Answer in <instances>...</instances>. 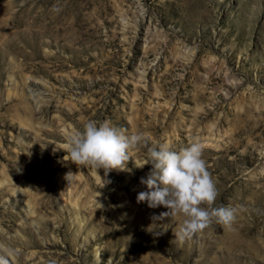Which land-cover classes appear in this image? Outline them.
Masks as SVG:
<instances>
[{
    "label": "rangeland",
    "instance_id": "rangeland-1",
    "mask_svg": "<svg viewBox=\"0 0 264 264\" xmlns=\"http://www.w3.org/2000/svg\"><path fill=\"white\" fill-rule=\"evenodd\" d=\"M2 9L8 264H264V0H0ZM30 81L44 85L38 107ZM89 120L176 150L202 143L212 206L236 209L231 228L214 220L181 243L182 214L153 219L167 209L137 202L151 165L134 159L146 146L106 185L103 169L72 162L66 136Z\"/></svg>",
    "mask_w": 264,
    "mask_h": 264
},
{
    "label": "clouds",
    "instance_id": "clouds-1",
    "mask_svg": "<svg viewBox=\"0 0 264 264\" xmlns=\"http://www.w3.org/2000/svg\"><path fill=\"white\" fill-rule=\"evenodd\" d=\"M150 139L147 133H129L108 120H89L81 130L66 136L65 150L77 165L103 169L106 185L110 183L107 179L109 171L126 170L129 160L134 159L133 152L146 146L147 154L142 161L134 159L138 168L151 165L147 177L140 181L148 191L138 193L137 202L147 201L149 208L163 206L167 209L153 219L182 214L185 219L174 233L181 243L201 234L214 220L231 228L236 209L212 206L219 192L203 158V144L192 141L176 150L166 141L150 143ZM0 264H8L6 256L0 255Z\"/></svg>",
    "mask_w": 264,
    "mask_h": 264
},
{
    "label": "bare ground",
    "instance_id": "bare-ground-1",
    "mask_svg": "<svg viewBox=\"0 0 264 264\" xmlns=\"http://www.w3.org/2000/svg\"><path fill=\"white\" fill-rule=\"evenodd\" d=\"M6 1L7 0H4V3H6ZM10 3H11V1H9ZM12 6V5H11ZM9 7V8H12V7ZM5 7V6H4ZM7 10V9H6ZM6 10H1L0 11V38H2V35H3V32H2V30H3V28H4V25H5V23H8V22H6V20H5V17H6ZM7 19H9V18H7ZM12 19V18H11ZM11 19H10V21H11ZM13 22V21H12ZM11 22V23H12ZM9 24V23H8ZM10 25V24H9ZM12 27H13V25H12ZM11 26H10V28H12ZM9 29V28H8ZM9 30H12V29H9ZM8 30V31H9ZM6 32V31H5ZM11 39V38H10ZM13 39V38H12ZM2 40V39H1ZM7 40V39H6ZM146 75V74H145ZM145 75H141V74H139L138 73V76H139V78L140 79H146V76ZM13 84V83H12ZM26 87H27V89H28V94H29V96H32V101H33V103H34V105L36 106V107H38V106H40V104H41V99H40V97H38L39 95H35L34 94V92H35V90H41L43 87L42 86H44V85H42L41 86V84H38L36 81H30V82H27L26 84ZM38 109V108H37ZM36 109V110H37ZM192 125H193V123H192ZM18 193H19V195L21 194V196L22 197H24L23 195H22V192H20V191H18ZM22 199H24L23 201H24V203L25 204H22V205H24V207H25V209H26V211L29 213V214H32L33 213V206L31 205V203L28 201V200H26L25 199V197L24 198H22ZM19 201V200H18ZM26 212V213H27ZM27 213V214H28Z\"/></svg>",
    "mask_w": 264,
    "mask_h": 264
}]
</instances>
